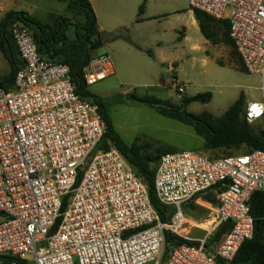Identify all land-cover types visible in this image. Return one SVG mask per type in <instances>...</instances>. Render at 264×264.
Segmentation results:
<instances>
[{
    "label": "built area",
    "instance_id": "2783aa9c",
    "mask_svg": "<svg viewBox=\"0 0 264 264\" xmlns=\"http://www.w3.org/2000/svg\"><path fill=\"white\" fill-rule=\"evenodd\" d=\"M187 2L215 21L228 20L242 67L259 78L260 100L246 103L244 119L264 121V0ZM8 34L21 65L12 90L0 87V258L11 264H160L169 232L196 244L174 247L165 264L232 262L253 235L248 201L264 193V150L218 159L197 151L162 154L154 193L173 213L161 222L143 180L115 147H100L105 126L97 105L75 92L68 67L43 59L22 23H11ZM108 64L106 57L92 59L82 69L86 85L112 74ZM173 86L184 93L182 85ZM215 186L214 203L203 199ZM189 202L207 212L203 221L184 214ZM225 224L208 254L207 239ZM192 230L203 236L190 237Z\"/></svg>",
    "mask_w": 264,
    "mask_h": 264
},
{
    "label": "trees",
    "instance_id": "16d2710c",
    "mask_svg": "<svg viewBox=\"0 0 264 264\" xmlns=\"http://www.w3.org/2000/svg\"><path fill=\"white\" fill-rule=\"evenodd\" d=\"M67 8L73 17H57L52 26L42 24L23 12H9L0 21V52L10 66L8 81L12 83L15 71L20 67L21 61L16 49L9 37L8 26L13 22H20L33 32V38L39 47L40 56L50 62L64 64L68 67L69 77L75 86V92L82 98L91 100L97 105L98 112L105 126V133L101 139L100 147L108 148L109 145L115 147L125 158L133 172L143 180L147 187L150 203L157 212L161 222H167L173 213V209L159 203L154 193V176L158 166L159 157L169 149L156 147L152 148L151 143L137 145L135 143L125 144L114 130L112 121L108 115V102L92 95L83 78L82 69L94 59L90 51L101 46L102 39L96 28L95 16L87 0H64ZM142 5L138 12H142ZM194 18L202 36L211 44L222 43L233 49L231 55L238 61L239 68L244 71L240 59L233 48L232 41L228 35V20L215 21L206 14L192 10ZM73 19H77L73 22ZM78 19L82 20L79 21ZM5 22V24H4ZM73 25L75 39H69L65 35L68 26ZM3 29V37L1 31ZM39 30V33L37 32ZM7 42L12 54V60L8 59L6 48ZM15 66V68L13 67ZM16 69V70H14ZM1 88H5L4 82L0 83ZM211 99L210 93L197 94L193 97L182 99L181 108L176 107L169 101H161L152 95L137 96L129 94L125 100L143 103L154 109L158 114L176 120L192 128L195 135L203 141L202 149L204 152L221 153L232 150L245 149L248 153L254 150H264V126L248 124L244 119L245 99L240 94L226 111L219 117L202 112L192 114L182 112L181 109L192 102L207 103ZM257 123H264L259 121ZM255 123V124H257ZM238 154V155H240ZM231 156V155H227ZM227 156H212L210 159H218ZM219 191V186H215L205 193L202 197L208 202L214 203V195ZM66 202H63L61 210H64ZM250 214L254 219L252 238L244 242L239 248L235 258L229 264H264V235H262V218H264V193L254 192L249 201ZM194 212L195 210L204 211L189 202L187 204ZM227 225L220 226L206 241L205 251L212 254V246L216 244L226 232ZM165 248L160 264H165L170 251L180 245H195L196 243L185 241L169 232L164 233ZM14 261L10 258H0L1 264H11ZM218 264H224L217 260ZM17 264L22 261L17 260Z\"/></svg>",
    "mask_w": 264,
    "mask_h": 264
},
{
    "label": "rangeland",
    "instance_id": "374dc122",
    "mask_svg": "<svg viewBox=\"0 0 264 264\" xmlns=\"http://www.w3.org/2000/svg\"><path fill=\"white\" fill-rule=\"evenodd\" d=\"M26 1L27 4L35 7L37 13L35 16L42 21V24H51L48 22L49 13H52L54 9L48 0ZM56 2V9L67 6L64 0ZM120 2L125 11L136 2L132 12L137 16L138 7L142 2L146 6V12H151L150 0H120ZM186 5L188 6V2ZM228 14L229 12H226V15ZM127 21L130 20H124V22ZM142 22L158 21L149 19ZM159 22H163L162 19H159ZM178 35L179 33L177 36L173 32L169 33L166 43L159 49V46L146 42L140 33L131 35L130 39L124 35V31L106 32L101 37V46L91 50L90 54L93 58L106 57L112 65L113 73L88 85V91L108 102V115L114 130L125 144L141 145L147 142L151 143L153 149L161 147L172 152L197 151L208 158L234 156L245 152L243 148L225 152L223 155L204 152L202 139L195 135L190 126L160 115L143 103L125 100L129 94L152 95L181 108L183 98L210 93L209 102H192L181 111L192 114L206 112L213 117L222 115L240 94H243L246 103L260 100L258 76L241 71L237 59L231 53L222 51L224 47L229 50L222 43L216 44L219 50L197 56L173 58V72L168 70L166 63L161 65L159 60L163 55L172 57L178 55L174 46ZM231 51H233L232 48ZM6 66V60L0 55V80L6 73ZM173 73L177 77V84L184 87L182 94H178L173 86ZM7 90L11 91L12 88ZM253 126H264V123L253 124ZM183 212L195 222H201L207 217L206 211L193 212L187 204L183 207ZM202 236V232L198 230L191 231L192 238Z\"/></svg>",
    "mask_w": 264,
    "mask_h": 264
},
{
    "label": "crops",
    "instance_id": "0c3cea01",
    "mask_svg": "<svg viewBox=\"0 0 264 264\" xmlns=\"http://www.w3.org/2000/svg\"><path fill=\"white\" fill-rule=\"evenodd\" d=\"M48 1L54 9L52 13H49L50 19L48 22H51L49 26L54 24L57 17H73L67 6L63 9H56L55 5L57 0ZM87 1L89 2L95 16L96 28L100 33V37H102L103 34H106V32H115L119 30L124 31V35L128 36L130 39L132 38L131 35L140 33L146 42L159 46L160 49L162 48V45L166 43L167 35L169 33L173 32L176 36L177 33H179L174 44L176 49L175 52L178 55L172 57L171 55L166 54L159 60L161 65L166 63L168 70L171 72L174 71V63H172L173 58L176 59L182 56H197L201 53H209L214 50H219L217 45L211 44L200 33L193 11L186 5L187 0H150L151 12L149 13L146 12V6L142 2V4H140V6L142 5L143 7L142 12H138V16L137 14L134 15L135 13L132 12L137 4L136 2H134L131 7L125 11L120 0ZM35 11V7L27 4L26 0H0V21L3 20L5 15L9 12H23L41 23L42 21L35 16V14H37ZM125 19L130 21L124 22ZM149 19H153L158 22H142ZM159 19H162L163 22H159ZM76 20L77 19H73V22ZM78 20L82 21L80 19ZM69 40L73 39L69 37ZM228 48L229 50L224 47L222 48V51L230 53L231 48ZM0 55H2L1 52ZM6 63V73L1 76L0 80V83L4 82V85L6 86L4 88L5 90L12 88V83L8 81L10 66L7 61ZM108 66L111 68L113 73V68L110 62ZM172 78V81H177V77L174 73Z\"/></svg>",
    "mask_w": 264,
    "mask_h": 264
},
{
    "label": "water",
    "instance_id": "95a60500",
    "mask_svg": "<svg viewBox=\"0 0 264 264\" xmlns=\"http://www.w3.org/2000/svg\"><path fill=\"white\" fill-rule=\"evenodd\" d=\"M4 24H5V22H4ZM73 31H74L73 25H70V26H68V28L65 30L64 33H65L66 36H70V34H71ZM37 32L39 33V30H37ZM1 36L3 37V29H2V31H1ZM70 38L75 39V35L72 34V35L70 36ZM65 41H69V39H68V40H65ZM5 44H6V48H7V52H8V59H9V60H12V54H11V51H10L9 44H8L7 42H5ZM38 49H39V47H38ZM13 67L15 68L14 65H13ZM14 70H16V69H14Z\"/></svg>",
    "mask_w": 264,
    "mask_h": 264
},
{
    "label": "flooded vegetation",
    "instance_id": "af4514ba",
    "mask_svg": "<svg viewBox=\"0 0 264 264\" xmlns=\"http://www.w3.org/2000/svg\"><path fill=\"white\" fill-rule=\"evenodd\" d=\"M71 35H72V33L70 34V36H71ZM70 36H69V37H70Z\"/></svg>",
    "mask_w": 264,
    "mask_h": 264
},
{
    "label": "snow or ice",
    "instance_id": "6c2138e0",
    "mask_svg": "<svg viewBox=\"0 0 264 264\" xmlns=\"http://www.w3.org/2000/svg\"><path fill=\"white\" fill-rule=\"evenodd\" d=\"M255 108V106H253Z\"/></svg>",
    "mask_w": 264,
    "mask_h": 264
}]
</instances>
